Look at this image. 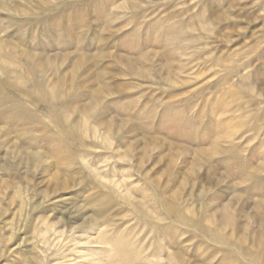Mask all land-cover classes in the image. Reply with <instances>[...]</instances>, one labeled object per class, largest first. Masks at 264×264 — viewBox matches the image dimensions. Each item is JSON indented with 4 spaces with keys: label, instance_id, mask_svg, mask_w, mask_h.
I'll use <instances>...</instances> for the list:
<instances>
[{
    "label": "rangeland",
    "instance_id": "rangeland-1",
    "mask_svg": "<svg viewBox=\"0 0 264 264\" xmlns=\"http://www.w3.org/2000/svg\"><path fill=\"white\" fill-rule=\"evenodd\" d=\"M0 39V264H264V0H0Z\"/></svg>",
    "mask_w": 264,
    "mask_h": 264
},
{
    "label": "bare ground",
    "instance_id": "bare-ground-1",
    "mask_svg": "<svg viewBox=\"0 0 264 264\" xmlns=\"http://www.w3.org/2000/svg\"><path fill=\"white\" fill-rule=\"evenodd\" d=\"M4 1H6V0H1V2H4ZM0 40H1V39H0ZM4 44H5V42L1 40V41H0V46H2V45H4ZM2 48H3V46H2ZM6 48H7V47H6ZM0 49H1V48H0ZM4 49H5V48H4ZM13 49H14V48H13ZM1 50H3V49H1ZM14 50H15V49H14ZM126 63H127V62H126ZM130 66H131V65H130ZM131 68H132V67H131ZM132 69H133V68H132ZM39 70H40V69H39ZM132 72H134V71H132ZM98 97H100V95H99ZM83 107H84V106H83ZM83 110H84V109H83ZM84 114H85V116H88L89 114H94V111H93V110H90L89 107H88V108L85 109ZM84 118H85V117H84ZM67 119H68V118H67ZM67 119H65V120H67ZM120 122H121V121H120ZM109 123H110V122H109ZM112 123H113V122H112ZM83 125H84V126H83V127H84V130L81 129V136H82V137L85 138V137H88V136H90V135H92V136L94 135V136L96 137V133H97V131H96L95 129H92V130L90 129L89 131H87V129H86L87 126H86V123H85L84 120H83ZM79 126H80V125H78L77 127L79 128ZM117 126H119V130H118V132H121V131L124 129V128H123V127H124V123H123V122H121L120 125L118 124ZM109 132H110V131H109ZM79 135H80V134H79ZM103 141H104L105 144H107V142H108V141H107V137L103 138ZM104 146H105V145H104ZM109 146H110V145H109ZM217 148H218V147H217ZM204 150H207V149H204ZM204 154H205V155H208V154H210V152H209V151H208V152L206 151V152H204ZM31 156H32V155H31ZM210 162H211V161H210ZM259 168H260V167H259ZM90 170H91V169H90ZM91 172H92L93 174L96 175V173H95L93 170H91ZM64 181H65V180H64ZM104 181H105V180H104ZM118 184H119V183H118ZM120 184H121V183H120ZM122 190H123V189H122ZM124 197H125L126 199L132 200V199L130 198L131 196H129V194H128L127 192H126V194L124 195ZM133 199H134V198H133ZM170 199H171V198H170ZM175 199H176V198H174L173 201L170 202L172 205H174V203H175ZM131 202H132V201H131ZM132 203H134V202H132ZM140 203H141V202H140ZM138 204H139V203H138ZM171 204H170V206H172ZM139 205H140V204H139ZM140 206H141V205H140ZM172 207H173V206H172ZM169 209H170V208H169ZM170 210L173 211V209H170ZM170 210H169V211H170ZM174 213H175V212H174ZM178 218H179V217H178ZM225 220H226V225H227L228 227H230V226L233 225V221H232L230 218H227V219H225ZM89 222H90V221H89ZM223 224H224V223H223ZM102 235H103V234H102ZM100 237H101V235H100ZM97 238H98V237H97ZM104 238H105V237H103V238L101 237V239H104ZM87 241H89V240H87ZM104 241H105V240H104ZM102 243L105 244L104 242H101V241H99V242H94V241H93L92 243L89 241V242L84 243V244L82 245V247H86V246H90V245L94 247L95 244H102ZM80 253H81V252H80ZM119 253H120V252H119ZM177 254H178V253H177ZM83 255H84V253H83ZM161 261H162V260H161Z\"/></svg>",
    "mask_w": 264,
    "mask_h": 264
}]
</instances>
